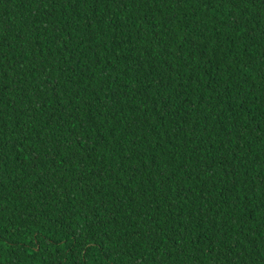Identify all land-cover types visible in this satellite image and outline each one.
I'll return each instance as SVG.
<instances>
[{"label": "trees", "instance_id": "16d2710c", "mask_svg": "<svg viewBox=\"0 0 264 264\" xmlns=\"http://www.w3.org/2000/svg\"><path fill=\"white\" fill-rule=\"evenodd\" d=\"M0 264H264V0H0Z\"/></svg>", "mask_w": 264, "mask_h": 264}]
</instances>
